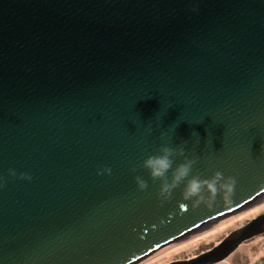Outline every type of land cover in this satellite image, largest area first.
Masks as SVG:
<instances>
[{
	"label": "water",
	"instance_id": "95a60500",
	"mask_svg": "<svg viewBox=\"0 0 264 264\" xmlns=\"http://www.w3.org/2000/svg\"><path fill=\"white\" fill-rule=\"evenodd\" d=\"M164 143L233 196L163 200L143 161ZM0 178V264H135L262 200L264 0H0Z\"/></svg>",
	"mask_w": 264,
	"mask_h": 264
},
{
	"label": "clouds",
	"instance_id": "9594fccd",
	"mask_svg": "<svg viewBox=\"0 0 264 264\" xmlns=\"http://www.w3.org/2000/svg\"><path fill=\"white\" fill-rule=\"evenodd\" d=\"M194 11L196 9H193ZM163 138V133L161 134ZM184 148H172L164 143L160 146L157 154L149 155L143 161V167L149 170L150 176L153 180L159 179L161 187L159 195L163 200L170 199L174 189L184 184L182 197L185 201H191L193 207L201 204L211 206L216 200L218 194H222V199L229 200L234 194L236 179L232 176H224L221 171H216L210 178H201L199 175H190L193 170V165L196 163L195 159L185 157L184 162L179 163L173 168L174 158L177 155L184 156ZM171 170V180L168 178V173ZM111 173L110 168H105L98 172ZM9 174L16 176L15 169H9ZM20 178L31 179L26 173H21ZM3 178H0L2 180ZM138 188L144 190L148 187L147 181L141 176L135 177ZM186 181V183H185ZM0 183V187H2Z\"/></svg>",
	"mask_w": 264,
	"mask_h": 264
},
{
	"label": "flooded vegetation",
	"instance_id": "af4514ba",
	"mask_svg": "<svg viewBox=\"0 0 264 264\" xmlns=\"http://www.w3.org/2000/svg\"><path fill=\"white\" fill-rule=\"evenodd\" d=\"M254 204H252V205H254ZM247 221H249V220H247ZM247 221H245L243 224H245ZM217 222H219V221H217ZM217 222H215V223H217ZM215 223H213V224H215ZM243 224H241V225H243ZM241 225L236 226L235 228L230 230V232L233 231L234 229L240 227ZM207 227L208 226H206V228ZM203 232H205V231L203 230V231L197 232L194 235L198 236L199 234H202ZM230 232H228V234ZM228 234L226 233V235L221 237L219 240H217L215 238L214 240H217V241H215V243L211 244L209 247L204 246L201 249H199L201 246L208 244V243H211V242H214V240H211V241L206 243L203 241L205 236H198V237H195L194 235L187 236L185 238H182V239H179V240L174 241L172 243L164 245L163 247L154 251L153 253H151L147 257L136 262L135 264H169V263H173L176 261H190L188 264H264V232L253 235L247 239H244L243 241H241L236 246V248L233 251H231L227 256H225L224 258H222L220 260H217L215 262H207V261H204L201 263L192 262L200 254L211 249L213 246H215L217 243H219ZM192 238H195V240L200 241L196 247V249H198L196 251V253H194L190 256L181 255L184 258H178L177 259L175 257V258H170L169 260H166L167 256H168L167 254L173 249V247H172L173 245L177 246V243H180V242L187 243Z\"/></svg>",
	"mask_w": 264,
	"mask_h": 264
},
{
	"label": "rangeland",
	"instance_id": "374dc122",
	"mask_svg": "<svg viewBox=\"0 0 264 264\" xmlns=\"http://www.w3.org/2000/svg\"><path fill=\"white\" fill-rule=\"evenodd\" d=\"M260 213H264V200L258 201L254 205H250V206H247L246 208L238 210V211L228 215L229 217L226 216V217H223L219 220H216V221L206 225V226H208L207 228H206V226H204V227L188 234L187 236H192L195 233L204 230L205 232L198 235V236H205V238L203 240L204 242L207 243L211 240H214L215 238L217 240H219L221 237L226 235V233L228 234V232H230V230H232L236 226L243 224L245 221L250 220V218H253L254 216H256L257 214H260ZM217 221H219V222H217ZM215 222H217V223H215ZM213 223H215V224H213ZM187 236H185V237H187ZM198 236H195V237H198ZM185 237H183V238H185ZM217 240H214V242L205 244V245L201 246L199 249L203 248L204 246L209 247L211 244L215 243V241H217ZM199 242L200 241L195 240V238H192L187 243L180 242V243H177V246L173 245L172 246L173 249L167 254L168 256H167L166 260H169L170 258H175V257L177 259L178 258H184L181 255L190 256V255L196 253V251L198 250V249H196V247H197Z\"/></svg>",
	"mask_w": 264,
	"mask_h": 264
},
{
	"label": "trees",
	"instance_id": "16d2710c",
	"mask_svg": "<svg viewBox=\"0 0 264 264\" xmlns=\"http://www.w3.org/2000/svg\"><path fill=\"white\" fill-rule=\"evenodd\" d=\"M263 200H264V198L262 200H260V201H263Z\"/></svg>",
	"mask_w": 264,
	"mask_h": 264
},
{
	"label": "bare ground",
	"instance_id": "6f19581e",
	"mask_svg": "<svg viewBox=\"0 0 264 264\" xmlns=\"http://www.w3.org/2000/svg\"><path fill=\"white\" fill-rule=\"evenodd\" d=\"M229 217V216H228Z\"/></svg>",
	"mask_w": 264,
	"mask_h": 264
}]
</instances>
